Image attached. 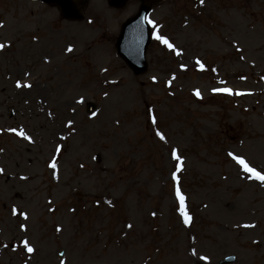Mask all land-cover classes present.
Returning a JSON list of instances; mask_svg holds the SVG:
<instances>
[{"label":"rangeland","instance_id":"374dc122","mask_svg":"<svg viewBox=\"0 0 264 264\" xmlns=\"http://www.w3.org/2000/svg\"><path fill=\"white\" fill-rule=\"evenodd\" d=\"M139 3L0 0V264H264V181L229 155L264 174V0L155 3L135 75L114 43Z\"/></svg>","mask_w":264,"mask_h":264},{"label":"snow or ice","instance_id":"6c2138e0","mask_svg":"<svg viewBox=\"0 0 264 264\" xmlns=\"http://www.w3.org/2000/svg\"><path fill=\"white\" fill-rule=\"evenodd\" d=\"M201 3H203V0H201ZM145 20H146V22H148V23H150V24L153 23L152 21L147 20V18H145ZM153 35H154V38H155V39H157V40H159L161 43L165 44L170 50H172V51H176L175 48H174V45H173L172 43H170V42L168 41L167 38H165L164 36L158 35V34H156V33H153ZM4 47H5V45L0 44V48H4ZM69 50H70V49H69ZM178 54H179V53L177 52V55H178ZM196 63H197L198 65H200L201 69H203V65L200 64V61H199V60H197ZM16 87H17V88L21 87V83H20L19 81H17V83H16ZM23 87H30V85H28V84H24ZM212 91H213V92H224V93H229V94H231V90L228 89V88H215V89H213ZM196 94L199 95L198 92H197ZM236 94L238 95L239 93H236ZM93 115H95V113H93ZM69 123H71V122H69ZM153 123H155V118H154V117H153ZM9 131H13V132L16 133L17 136H22L24 139L30 141V137L27 136L23 131H17L16 129H9ZM156 135H157L161 140H164V139H165L164 135L161 134L160 132H157ZM0 151H2V150H0ZM56 151H57V152L60 151L59 146H57ZM171 154H172V157H173L174 159L179 160V156L177 155V151H176V149H173ZM229 155L232 156L233 160H235L236 163L239 164V165L243 168V170H244L246 173H249L253 178H255V179H257V180L264 181V174H262V173L259 172V171H256L255 168L250 167V166L245 162V160H244L242 157L234 156V155H232V153H229ZM49 166L52 167V168H55V167H56L55 164H50ZM176 167H177L178 170L180 169V165H179V164H178ZM172 178H173V180H176V179H177V176H176V173H175V172L172 173ZM175 195H176L177 200H178L179 203H180L179 211H180V215H181V217L183 218V222H184L185 225H188L189 222H190V220H191V217L188 215V213H187V211H186V208H185V197L182 195V193H181L179 187H176V188H175ZM25 218H27V217H25ZM128 227L130 228L131 225H128ZM245 227H251V225H246ZM20 228H21V230H24V229H25V225L21 224V225H20ZM57 230L59 231V229H57ZM24 248H25V249L27 250V252H29V253H32V252L34 251V249H33L32 247L29 246V243H28L27 241L24 242ZM193 255H195V252H193ZM199 259H200V260H206L207 257H205V256H200Z\"/></svg>","mask_w":264,"mask_h":264},{"label":"water","instance_id":"95a60500","mask_svg":"<svg viewBox=\"0 0 264 264\" xmlns=\"http://www.w3.org/2000/svg\"><path fill=\"white\" fill-rule=\"evenodd\" d=\"M47 2H54L57 3L61 6L62 11L66 15H73V11L71 9V4L69 0H45ZM123 0H111V3L114 2V4H120ZM154 0H143L141 6H140V12L135 18L131 19L125 26L123 27L122 30V35L118 38L117 41V50L121 55H125L127 53V50L124 51L121 47V43H123L126 39L131 38L129 41L126 42V45L129 46V50L133 51L136 47L142 49L147 41H146V36H147V28L144 24V17L145 14L148 11V5L149 3L153 2ZM132 22H135V25H132ZM133 49V50H132ZM139 49V50H140ZM234 257H227L222 260L221 263L223 262H229L232 261Z\"/></svg>","mask_w":264,"mask_h":264}]
</instances>
